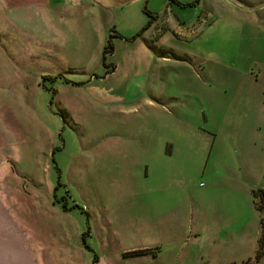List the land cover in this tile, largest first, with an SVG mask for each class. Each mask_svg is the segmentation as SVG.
<instances>
[{
    "label": "rangeland",
    "instance_id": "rangeland-1",
    "mask_svg": "<svg viewBox=\"0 0 264 264\" xmlns=\"http://www.w3.org/2000/svg\"><path fill=\"white\" fill-rule=\"evenodd\" d=\"M229 1L70 0L90 14L64 18L50 0L0 18L16 258L264 264V46ZM145 9L158 19L137 37Z\"/></svg>",
    "mask_w": 264,
    "mask_h": 264
},
{
    "label": "crops",
    "instance_id": "crops-1",
    "mask_svg": "<svg viewBox=\"0 0 264 264\" xmlns=\"http://www.w3.org/2000/svg\"><path fill=\"white\" fill-rule=\"evenodd\" d=\"M232 3H236L235 6L238 8L239 13L242 15L240 19L235 18L234 16H229L230 23H239L242 21H248L252 24V36L255 43L261 42L264 46V0H230ZM229 1V2H230ZM50 0H0V18L5 16V12L12 14L11 12L19 10H37L42 11V5H46ZM68 3L70 0H65L64 4V18L66 12L68 13H84L90 14L83 11L84 4L75 3L71 5V9H68ZM46 11V10H45ZM93 14H96L93 12ZM99 14V13H97ZM225 17V16H224ZM231 18V20H230ZM162 25L158 27V32L160 30L175 29L174 25L169 21L161 23ZM175 32V30H174ZM176 33V32H175ZM145 35V34H144ZM161 37V34H158V38ZM1 49V46H0ZM6 157L0 151V208L3 207L6 212L7 201L1 196L3 189L5 188V183L3 178L6 173H10L9 162L5 159ZM2 210H0V264H21L22 259H19V256L16 258L15 255L18 254L16 248L7 247L6 243V219L2 218ZM13 257H12V256ZM23 264H30V261H24Z\"/></svg>",
    "mask_w": 264,
    "mask_h": 264
},
{
    "label": "trees",
    "instance_id": "trees-1",
    "mask_svg": "<svg viewBox=\"0 0 264 264\" xmlns=\"http://www.w3.org/2000/svg\"><path fill=\"white\" fill-rule=\"evenodd\" d=\"M173 1H176V0H173ZM145 12L146 14L148 15V17L150 18V21L146 24V26H144L142 28V30L140 31V33L138 34L137 37H143L144 34H146V32L151 28L152 24L154 23V21H156L158 19V17L154 16L150 11H148L147 9H145ZM113 37H117V34H113L112 35ZM113 49H114V45L113 43L111 42L110 39H108V44L107 46L105 47V52L104 53H107V52H113ZM262 200L264 199V191L262 192ZM264 202V201H263ZM263 209H264V206H263ZM260 249L258 251V254H257V259L256 260H259V259H262L264 257V232H263V235L261 237V240H260ZM147 250H136L134 251L135 253H133L134 255L137 254L138 255H145L147 252Z\"/></svg>",
    "mask_w": 264,
    "mask_h": 264
},
{
    "label": "flooded vegetation",
    "instance_id": "flooded-vegetation-1",
    "mask_svg": "<svg viewBox=\"0 0 264 264\" xmlns=\"http://www.w3.org/2000/svg\"><path fill=\"white\" fill-rule=\"evenodd\" d=\"M263 206H264V202H263Z\"/></svg>",
    "mask_w": 264,
    "mask_h": 264
}]
</instances>
